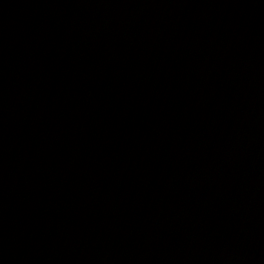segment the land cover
Segmentation results:
<instances>
[{"label":"water","instance_id":"1","mask_svg":"<svg viewBox=\"0 0 264 264\" xmlns=\"http://www.w3.org/2000/svg\"><path fill=\"white\" fill-rule=\"evenodd\" d=\"M0 264H264V0H0Z\"/></svg>","mask_w":264,"mask_h":264}]
</instances>
